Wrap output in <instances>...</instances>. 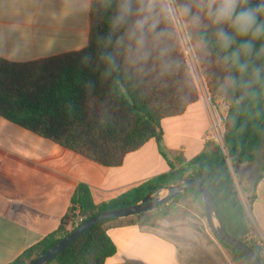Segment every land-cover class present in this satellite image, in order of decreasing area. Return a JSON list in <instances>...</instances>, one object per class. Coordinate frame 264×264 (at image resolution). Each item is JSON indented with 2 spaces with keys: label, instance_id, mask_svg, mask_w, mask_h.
I'll list each match as a JSON object with an SVG mask.
<instances>
[{
  "label": "trees",
  "instance_id": "obj_1",
  "mask_svg": "<svg viewBox=\"0 0 264 264\" xmlns=\"http://www.w3.org/2000/svg\"><path fill=\"white\" fill-rule=\"evenodd\" d=\"M120 3L91 0L83 49L22 63L0 56V116L105 167L122 166L129 153L155 139L170 170L100 204L88 185L79 184L59 228L9 264H29L101 211L131 206L187 179L209 189L220 225L264 264V248L248 241L252 224L232 169L256 159L264 136V0H240L226 19H218L222 0H132V13L117 25ZM172 6L211 101L227 105L223 142L209 137L198 155L177 163L164 145L162 121L184 114L200 96ZM246 9H259L247 31L237 20ZM139 19L146 21L142 44L131 35ZM185 199L197 202L206 217L201 193L189 188L150 211L97 223L49 264H105L117 252L108 234L112 224L153 228Z\"/></svg>",
  "mask_w": 264,
  "mask_h": 264
},
{
  "label": "crops",
  "instance_id": "obj_2",
  "mask_svg": "<svg viewBox=\"0 0 264 264\" xmlns=\"http://www.w3.org/2000/svg\"><path fill=\"white\" fill-rule=\"evenodd\" d=\"M90 6L91 0H0V56L22 63L85 48ZM206 111L199 99L184 114L162 121L174 163L204 149L212 129ZM169 170L155 139L129 153L122 166L105 167L0 116V264L11 263L59 228L79 184L88 185L100 204ZM236 171L247 178L246 170ZM243 189L252 227L264 236V170ZM108 234L117 252L105 264H205L182 254L164 234L123 220ZM219 251L223 264H233L231 255Z\"/></svg>",
  "mask_w": 264,
  "mask_h": 264
},
{
  "label": "rangeland",
  "instance_id": "obj_3",
  "mask_svg": "<svg viewBox=\"0 0 264 264\" xmlns=\"http://www.w3.org/2000/svg\"><path fill=\"white\" fill-rule=\"evenodd\" d=\"M169 1L173 2V0ZM172 12L181 35L183 48L197 85L200 99L207 105V119L210 121L212 128L208 135L209 137L216 138L222 143L224 131L223 121L227 113V105L223 101H216L214 103L211 101L205 79L201 74L192 48L185 36L184 28L181 26L177 18L176 9L173 6ZM262 144L263 145H261L260 149L256 152L255 161L249 162L245 166L237 165L236 167H232L234 170L236 187L242 200H245L243 188H245V186L251 188L259 171L262 170L264 164V142H262ZM238 168L239 170H246L248 172L245 180L239 178L236 174ZM164 194L165 192H162L161 196ZM149 229L171 238L178 245L181 253L185 256H190L194 262L204 261L205 264H211L215 261L216 263L223 264L221 260L223 255L219 251V248H221L228 256L231 255L233 264H247L244 259L237 256L234 257L230 250L218 243L207 225L206 218L202 215L201 206L197 202L188 199L179 202L176 210L171 213L170 216L158 220L156 226Z\"/></svg>",
  "mask_w": 264,
  "mask_h": 264
},
{
  "label": "water",
  "instance_id": "obj_4",
  "mask_svg": "<svg viewBox=\"0 0 264 264\" xmlns=\"http://www.w3.org/2000/svg\"><path fill=\"white\" fill-rule=\"evenodd\" d=\"M189 188L197 189L203 198L205 218L207 225L212 234L219 240L226 243L228 246L235 248L246 258L249 264H261L260 260L254 251L245 243L231 237L218 222L217 211L214 204L213 197L209 189L199 181L187 179L184 183L168 187L166 189L158 190L154 194L146 196L140 202L128 207L104 210L97 215L88 218L78 225L69 235L62 238L55 245L48 250L38 255L29 264H49L55 257L63 252L70 244H72L85 231L92 228L99 222L107 219H123L135 216L139 213L150 211L162 204L167 203L171 198L180 193L185 192ZM165 192L163 196L161 193ZM86 216V214H83Z\"/></svg>",
  "mask_w": 264,
  "mask_h": 264
},
{
  "label": "clouds",
  "instance_id": "obj_5",
  "mask_svg": "<svg viewBox=\"0 0 264 264\" xmlns=\"http://www.w3.org/2000/svg\"><path fill=\"white\" fill-rule=\"evenodd\" d=\"M240 0H222V6L218 11V19L230 18L237 8ZM259 9H246L239 13L237 20L240 22L241 26L245 31L250 29L256 23V14ZM132 13V0H121L119 5L118 15L116 17L115 23L117 25L125 22L126 18ZM146 21L144 19H139L135 22L134 31L131 33L132 36L137 37L138 44L143 43V29L145 27ZM258 31V29H257ZM140 35H137V34Z\"/></svg>",
  "mask_w": 264,
  "mask_h": 264
},
{
  "label": "built area",
  "instance_id": "obj_6",
  "mask_svg": "<svg viewBox=\"0 0 264 264\" xmlns=\"http://www.w3.org/2000/svg\"><path fill=\"white\" fill-rule=\"evenodd\" d=\"M248 241H254L258 246L264 248V236L254 227H252L251 232L248 234Z\"/></svg>",
  "mask_w": 264,
  "mask_h": 264
}]
</instances>
